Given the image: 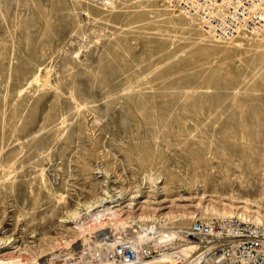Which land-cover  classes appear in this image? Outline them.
<instances>
[{
  "label": "rangeland",
  "instance_id": "rangeland-1",
  "mask_svg": "<svg viewBox=\"0 0 264 264\" xmlns=\"http://www.w3.org/2000/svg\"><path fill=\"white\" fill-rule=\"evenodd\" d=\"M0 10V259L40 264L87 236L72 264H90L106 232L155 235L224 206L264 224L261 36L218 39L167 0ZM202 159L233 179L192 183L185 164Z\"/></svg>",
  "mask_w": 264,
  "mask_h": 264
},
{
  "label": "built area",
  "instance_id": "built-area-1",
  "mask_svg": "<svg viewBox=\"0 0 264 264\" xmlns=\"http://www.w3.org/2000/svg\"><path fill=\"white\" fill-rule=\"evenodd\" d=\"M167 1L197 18L208 33L218 38L248 33L264 36V0ZM86 249L90 264H264V224L240 215L197 218L187 226L167 229L161 239L148 243L109 231ZM84 251L85 247L80 258Z\"/></svg>",
  "mask_w": 264,
  "mask_h": 264
},
{
  "label": "bare ground",
  "instance_id": "bare-ground-1",
  "mask_svg": "<svg viewBox=\"0 0 264 264\" xmlns=\"http://www.w3.org/2000/svg\"><path fill=\"white\" fill-rule=\"evenodd\" d=\"M2 0H0V2H1ZM16 1V0H15ZM107 3H109V4H112V0H105ZM18 2H20V1H18ZM17 3V2H16ZM36 3V2H35ZM8 4V3H7ZM9 4H10V2H9ZM27 6H28V4H26ZM82 7V6H81ZM2 9V8H1ZM77 9V8H76ZM1 11V10H0ZM36 13V12H35ZM34 13V14H35ZM31 17V16H30ZM25 18V17H24ZM28 20H29V18H28ZM23 21H24V19H23ZM214 36V35H213ZM248 36V35H247ZM256 36V35H255ZM239 37V36H238ZM244 37H245V35H244ZM249 37V36H248ZM262 38H261V40L263 41V39H264V36H261ZM250 38H251V35H250ZM254 37H252V39H253ZM218 39H221V38H218ZM233 39V38H232ZM255 39V38H254ZM258 39V38H257ZM256 39V40H257ZM217 40V39H216ZM228 41H229V39H227ZM259 41V40H258ZM259 42H261V41H259ZM220 43V42H219ZM226 44H227V41L225 42ZM230 44V43H229ZM233 44V43H232ZM37 75V74H36ZM35 76V75H34ZM33 77V76H32ZM38 78V75L37 76H35L34 77V79L36 80ZM32 81H33V79H32ZM38 81V80H37ZM34 83V82H33ZM42 85V84H41ZM244 111V110H243ZM256 115V114H255ZM242 116V115H241ZM62 121H64V120H62ZM63 124V123H62ZM61 125V124H60ZM244 126H245V124H244ZM201 140V139H200ZM207 141V140H206ZM167 145V144H166ZM169 145V144H168ZM202 145V144H201ZM205 146V145H204ZM170 147V146H169ZM204 148V147H203ZM193 152V151H192ZM195 152H197V151H195ZM207 152H209V151H207ZM189 153H191L190 151H189ZM208 154V153H207ZM215 155V156H214ZM212 154L211 156H214V157H220L219 155H217L216 156V154ZM210 156V157H211ZM13 157H15V156H13ZM217 157V158H218ZM1 158V157H0ZM214 159V158H213ZM202 160H204V159H202ZM216 163V162H215ZM215 163H213V162H210V159H208L207 161L206 160H204V162H201V161H198V162H195V164L194 165H191V169H189V167H188V165L189 164H185V166H186V170H185V172H183L182 174H184V175H187V176H190L191 177V180H192V183L193 182H199V180H201L202 181V183H204V189H207L206 190V192L208 191H210V192H217V191H219V190H216V186H219V185H222V186H226V182H229L230 183V179L228 180L227 178H229L230 177V173L228 174V173H226L225 171H228V170H225V171H222L221 169H219L216 165H215ZM221 163V162H220ZM5 163H2V165H4ZM219 164V163H218ZM226 165V164H225ZM225 165H223V166H225ZM5 166V165H4ZM7 166H8V164H7ZM209 166V167H208ZM220 166H221V164H220ZM9 167V166H8ZM2 168H3V166H2ZM222 168V167H221ZM228 168V167H227ZM7 169V168H6ZM2 171H3V169H1ZM231 170V169H230ZM229 172V171H228ZM6 173V172H5ZM234 173V172H233ZM172 174V173H171ZM181 174V175H182ZM236 174V173H235ZM1 175V174H0ZM11 175V174H10ZM170 176V175H169ZM168 176V177H169ZM229 176V177H228ZM232 176H234V175H232ZM237 176V175H236ZM168 177H166V178H168ZM6 178V177H5ZM230 178H232V177H230ZM2 179V178H1ZM233 179V178H232ZM167 180H169V178L167 179ZM166 180V181H167ZM173 180V178H171V182H169V181H167V182H169L170 184L169 185H171V184H173V182L174 181H172ZM238 180H239V178H238ZM238 180H236V181H238ZM179 181H181L180 179H179ZM233 181V180H232ZM166 182V183H167ZM191 183V184H192ZM234 183V182H233ZM240 182H238L237 184H239ZM14 184V183H13ZM210 184V186L212 185V187H207L208 185ZM242 185V184H241ZM240 185V186H241ZM1 186V185H0ZM232 186V185H231ZM239 186V185H238ZM240 186H239V188H240ZM203 187V186H202ZM242 187V186H241ZM225 188V187H224ZM228 188H229V186H228ZM238 188V187H237ZM220 189V188H219ZM235 189V188H234ZM241 189V188H240ZM132 190V189H131ZM164 190H165V188H164ZM125 191V190H124ZM130 191V190H129ZM133 191V190H132ZM166 191V190H165ZM226 191V190H225ZM231 191V190H230ZM223 192V191H222ZM244 192V191H243ZM220 193V192H219ZM203 194V193H202ZM224 194V193H223ZM54 195V194H53ZM136 195V193L135 194H133L132 195V197H134ZM246 195V194H245ZM244 195V196H245ZM139 197V196H138ZM246 199V198H245ZM244 199V200H245ZM249 200V199H248ZM247 200V201H248ZM97 202H102V200H100V201H94L90 206H94V207H96V206H98V205H100V204H95V203H97ZM95 204V205H94ZM225 207V206H224ZM224 207H222L223 208V210H220V211H218L217 213H218V215H220V216H222V217H231V216H233V212L232 211H229V210H227V209H224ZM216 208V207H215ZM217 209V208H216ZM102 210V209H101ZM99 211V210H98ZM75 213V212H74ZM99 213V212H98ZM184 213V212H183ZM182 214V213H181ZM172 215V214H171ZM183 215V214H182ZM185 215V214H184ZM236 215V214H235ZM242 218H244V219H248V215L246 216L245 214H243V212L242 213H240L239 214ZM168 216V215H167ZM188 216V215H187ZM186 216V217H187ZM175 217V216H174ZM173 217V218H174ZM181 217V216H180ZM189 217V216H188ZM259 217V216H258ZM258 217H256L254 220L255 221H260L261 219L260 218H258ZM169 218V217H168ZM172 218V217H171ZM179 218V217H178ZM185 218V217H184ZM190 218V217H189ZM181 219L182 220H184L182 217H181ZM249 219H251V218H249ZM172 220V219H171ZM174 220H178V219H174ZM180 220V219H179ZM167 221V220H166ZM170 221V220H169ZM187 221H189V220H187ZM186 221V222H187ZM251 221V220H250ZM180 222V223H179ZM178 223H176V225H180L181 224V221H179ZM153 223V222H152ZM164 223H166L165 222V220H164ZM163 223V224H164ZM173 223V222H172ZM183 223V222H182ZM190 223V222H189ZM174 225V224H173ZM172 226V225H171ZM145 228H143L142 230H140V232L139 233H137L138 235H133V237H136L138 240H143L142 238L143 237H147L148 239H150V238H152V237H155L156 239L157 238H159V239H161L164 235H165V231H159V232H157L155 235H152L153 233H154V231H152V230H150V229H146V226H144ZM169 227V226H168ZM178 227H180V226H178ZM118 228V227H117ZM155 228H156V226H155ZM159 228V227H158ZM82 229V228H81ZM113 229V228H112ZM177 229V228H176ZM161 230V229H160ZM84 231V230H83ZM109 231V230H108ZM112 231V230H111ZM123 231V230H122ZM115 232H116V230H115ZM156 232V231H155ZM81 233V232H80ZM107 233V232H106ZM121 233V232H120ZM131 233H132V231H131ZM173 233V235L175 234L174 232H172ZM92 234V233H91ZM132 234H134V233H132ZM132 234H130V235H132ZM120 235V234H119ZM98 236H96V238H97ZM129 237V236H128ZM78 238H80V236L78 237ZM82 238H83V236H82ZM86 238L88 239L89 237H87L86 236ZM85 237L83 238V240L79 243L78 242V240L77 241H75V243H77V244H75V243H73V244H75L74 245V247H73V249L72 250H70V249H68V248H65L63 245V247L61 248H58L57 250H53V251H51V252H48V253H46V254H44L42 257H41V259H42V261H40V264H64V261L66 262V261H68V263H66V264H69V262L70 261H72V262H70L71 264L73 263V261H75L76 263L78 262V260H76L77 259V257H79V255L77 256V251H78V249L81 247V250L84 248V246L87 244L88 245V241H87V239H86ZM81 239V238H80ZM89 239H92V238H89ZM144 240H145V238H144ZM143 240V241H144ZM87 241V242H86ZM153 241V240H152ZM144 243V242H143ZM63 244V243H62ZM94 244H96V242L94 243ZM88 246H90V245H88ZM74 250V251H73ZM77 250V251H76ZM80 251V250H79ZM29 259H27L26 261H28ZM38 261V260H37ZM37 261H35V262H37ZM38 261V262H39ZM80 261H81V259H80ZM30 262H32V261H30ZM29 263V262H28ZM76 263H74V264H76ZM84 263V262H83ZM0 264H23V262H14V261H12V260H10L9 262H7V261H5L4 259H0ZM30 264V263H29Z\"/></svg>",
  "mask_w": 264,
  "mask_h": 264
}]
</instances>
